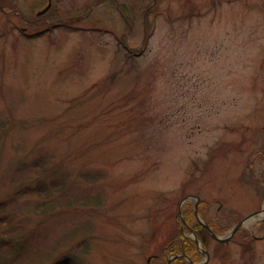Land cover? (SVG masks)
<instances>
[{"label": "rangeland", "instance_id": "1", "mask_svg": "<svg viewBox=\"0 0 264 264\" xmlns=\"http://www.w3.org/2000/svg\"><path fill=\"white\" fill-rule=\"evenodd\" d=\"M48 2L0 0V197L44 157L100 201L48 216L20 264L74 228L80 264H168L189 208L228 236L264 207V0ZM240 228L189 257L264 264V215Z\"/></svg>", "mask_w": 264, "mask_h": 264}, {"label": "trees", "instance_id": "2", "mask_svg": "<svg viewBox=\"0 0 264 264\" xmlns=\"http://www.w3.org/2000/svg\"><path fill=\"white\" fill-rule=\"evenodd\" d=\"M2 130H5L4 124L0 123V131ZM46 160L47 158L44 157L37 158L32 161V164H28V166H33L37 172L38 180H35L37 184H29L26 186L19 184L17 189H14L13 192H8V195L0 197V264H20V260L25 261V258L29 256L27 254V249L30 235L45 222L48 216H54L63 209L66 210L79 207V205L80 207H91L92 205H96L97 201H100L98 196L94 198L87 195H77V193L65 189L62 178H60V181H57V178L54 176L56 164H52L51 168H49ZM47 171L49 172L46 173ZM88 174L89 173L86 172L85 176H88ZM50 176L51 179L49 181L44 178ZM24 195L27 196L23 198ZM27 199L30 200L27 201ZM200 203L201 201H199V211L202 212ZM188 212L190 217L195 215V210L192 207L189 208ZM207 221L211 228L216 231L217 228L210 222L211 220L208 218ZM186 226L188 229L192 228L197 233L198 238L204 246L207 245V237L210 234L200 222L197 221L189 224V222L186 221ZM80 231L81 230L78 228L66 231L65 241H73L68 247L65 245L61 247L62 243L57 239H55L57 241L54 240V243L48 244L49 247L45 246L46 248L43 247L38 249V246L35 250L42 251V254H37V257H34L36 259L35 264H80L75 251L78 250L79 247H83L84 249L88 247L86 245L88 240H86L85 244L82 246L79 239ZM241 231H243L242 228L235 233V236ZM235 236L234 238H236ZM62 239L64 238L62 237ZM175 239L176 241H174ZM76 240L80 242L74 243ZM190 240L191 239L185 237L183 233L179 231L177 235H175V238L169 242L170 249L168 248V250L171 252L177 251V253L184 252L192 259H195L199 251L196 242ZM64 249H66L67 256L63 254ZM164 256L163 254L162 258H164ZM31 258L32 257L28 259ZM182 259L184 258L176 257L172 263H179Z\"/></svg>", "mask_w": 264, "mask_h": 264}, {"label": "water", "instance_id": "3", "mask_svg": "<svg viewBox=\"0 0 264 264\" xmlns=\"http://www.w3.org/2000/svg\"><path fill=\"white\" fill-rule=\"evenodd\" d=\"M50 6H51V2H49V4H48L45 8H43L41 11H39L38 14H41V13L46 12V11L49 9ZM196 197H197V199H199V196H196ZM186 198H187V197H186ZM186 198H184L182 201H184ZM196 208H197V205H196ZM263 211H264V207H263L262 209H260V210H257V211H254V212L250 213V214L247 215L245 218H243V219L239 220L238 222H236L235 225L232 227V229H231L230 233L228 234V236H220V235H218L217 233H215V232L211 229V227H210L208 224L204 223L199 217H198V219L200 220V222H202V223L206 226V228L208 229V231L212 234V236H213L214 238H216V239H218V240H228L229 238H231V237L233 236V234H234V233H235V232H236L241 226L244 225V223H245V221H247V219L252 218V217L256 216L257 214H259V213H261V212H263ZM179 213H180V209H179ZM196 213H197V211H196ZM197 215H198V213H197ZM198 216H199V215H198ZM193 234H194V238H195V240H196V242H197L199 248H201V250H202L205 254H207V256H209V252H208L206 249H204V248L201 247L200 241H199V239L197 238L196 234H195L194 232H193ZM207 258H208V257H207ZM190 263H191V264H196V263H194L193 261H190ZM169 264H171V260H170V259H169ZM197 264H199V263H197ZM200 264H204V262H202V263H200Z\"/></svg>", "mask_w": 264, "mask_h": 264}, {"label": "bare ground", "instance_id": "4", "mask_svg": "<svg viewBox=\"0 0 264 264\" xmlns=\"http://www.w3.org/2000/svg\"><path fill=\"white\" fill-rule=\"evenodd\" d=\"M264 215V211L261 212L260 214H257L256 216L252 217L251 219H256L257 217H262Z\"/></svg>", "mask_w": 264, "mask_h": 264}]
</instances>
